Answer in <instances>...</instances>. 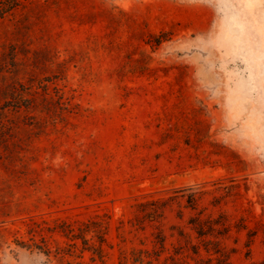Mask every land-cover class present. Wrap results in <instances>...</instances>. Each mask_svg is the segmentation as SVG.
Segmentation results:
<instances>
[{
	"label": "rangeland",
	"instance_id": "374dc122",
	"mask_svg": "<svg viewBox=\"0 0 264 264\" xmlns=\"http://www.w3.org/2000/svg\"><path fill=\"white\" fill-rule=\"evenodd\" d=\"M198 183L197 209L136 224L138 201ZM0 264H264V0L0 18Z\"/></svg>",
	"mask_w": 264,
	"mask_h": 264
},
{
	"label": "trees",
	"instance_id": "16d2710c",
	"mask_svg": "<svg viewBox=\"0 0 264 264\" xmlns=\"http://www.w3.org/2000/svg\"><path fill=\"white\" fill-rule=\"evenodd\" d=\"M22 1L23 0H0V18L4 17L6 13H8L14 7L18 6ZM206 192H208L207 184L198 183L178 187L173 191L172 194L167 197L162 196L140 200L138 201V212L135 216L137 221L136 224L141 225L143 223V220L149 217H153V219L161 217L163 215L164 209L179 196L186 197V206H189L192 209H197L199 205V199ZM189 222L193 225V228L197 231L199 236H204L209 233L212 234L213 231L217 229L215 225L219 223H222V225H224V228L227 229V226H225L224 222L213 218L212 215H209L206 219L201 217L200 215H193L191 216ZM159 237L164 244L165 236L160 233ZM208 241L214 243L215 245L218 244V242H215L214 240ZM214 249L216 253L222 252L221 248H217V245ZM207 250L209 251L210 248L207 247ZM194 251L197 253L198 249L196 248Z\"/></svg>",
	"mask_w": 264,
	"mask_h": 264
}]
</instances>
